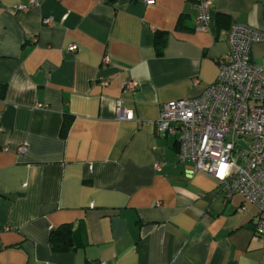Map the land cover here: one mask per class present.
Instances as JSON below:
<instances>
[{
	"label": "crops",
	"instance_id": "crops-1",
	"mask_svg": "<svg viewBox=\"0 0 264 264\" xmlns=\"http://www.w3.org/2000/svg\"><path fill=\"white\" fill-rule=\"evenodd\" d=\"M198 1L0 0V264H264L256 206L155 133L164 103L215 80L233 23L264 30V0H209L206 29Z\"/></svg>",
	"mask_w": 264,
	"mask_h": 264
},
{
	"label": "built area",
	"instance_id": "built-area-1",
	"mask_svg": "<svg viewBox=\"0 0 264 264\" xmlns=\"http://www.w3.org/2000/svg\"><path fill=\"white\" fill-rule=\"evenodd\" d=\"M140 1L148 4L154 0ZM35 4L36 0H29L27 6L17 9ZM195 8L197 27L206 29L211 20L210 1L199 0ZM44 23L51 24L52 19L45 18ZM226 42L228 52L219 61L215 80L195 97L164 103L155 133L175 138L178 163L190 162L192 171L216 178L227 198L239 194L254 204L253 232L264 238V56L259 62L250 58L251 46L264 43V30L233 23ZM75 49L70 47V51ZM126 88L133 90L134 83L127 82ZM115 116L133 118L120 101Z\"/></svg>",
	"mask_w": 264,
	"mask_h": 264
},
{
	"label": "trees",
	"instance_id": "trees-1",
	"mask_svg": "<svg viewBox=\"0 0 264 264\" xmlns=\"http://www.w3.org/2000/svg\"><path fill=\"white\" fill-rule=\"evenodd\" d=\"M114 1V0H111ZM164 39H156L157 45V54H160L163 50ZM68 127V122L65 121V124L62 127V134L66 133ZM49 242L51 249L55 252L68 251L73 247L72 243V228L70 224H63L59 226L56 230L52 231L49 236Z\"/></svg>",
	"mask_w": 264,
	"mask_h": 264
}]
</instances>
